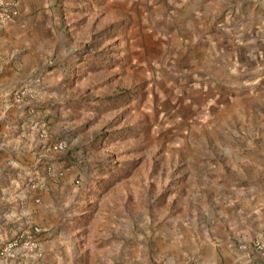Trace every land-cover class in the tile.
<instances>
[{
	"label": "rangeland",
	"instance_id": "374dc122",
	"mask_svg": "<svg viewBox=\"0 0 264 264\" xmlns=\"http://www.w3.org/2000/svg\"><path fill=\"white\" fill-rule=\"evenodd\" d=\"M52 2L49 26L71 49L64 99L37 100L44 68L60 64L51 59L15 84L30 89L22 103L12 87L0 104L11 118L0 147L22 146L34 131L44 151L12 171L75 167L64 227L86 251L80 264H169L177 225H214L233 203L264 198V0H158L148 26L127 1ZM7 184L0 245L32 225L21 221L20 187L42 185ZM29 259L0 264H39Z\"/></svg>",
	"mask_w": 264,
	"mask_h": 264
},
{
	"label": "crops",
	"instance_id": "0c3cea01",
	"mask_svg": "<svg viewBox=\"0 0 264 264\" xmlns=\"http://www.w3.org/2000/svg\"><path fill=\"white\" fill-rule=\"evenodd\" d=\"M120 1L122 4L127 1L129 7H135L147 26L150 23L148 14L154 4L158 3V0H130V3L129 0ZM52 3V0H19L18 14L3 28L0 34V104L7 100V92L18 81L24 80L51 59H60L62 65L44 68L37 81V88L40 89L36 94L39 96L37 100L47 106L60 98L64 99L65 93L63 90L58 91V85L63 79L62 73L67 70L65 63L71 55V49L67 50L62 35H54L49 26ZM143 35H146L144 30ZM16 112L15 108H10L7 114L14 115ZM10 120V116L4 118V113L0 117L2 132L9 129L5 126L9 125ZM21 127L24 128V125ZM28 136V143L22 146L8 143L0 147V162L9 171L0 178L9 185L15 182L23 185L33 177L42 183L32 189L20 187L18 194L23 209L21 221L41 228L38 235L40 256L33 257V260L39 264H80L86 251L79 249L81 243L64 227V217L69 215L68 203L72 193L77 190L73 182L75 167L64 170L61 175L45 173L43 169L34 174L12 171L16 165L19 170L24 169L28 163L26 159L32 158L33 150L40 153L44 151L43 141H34V131ZM50 161L47 166L54 171L56 162L52 159ZM6 184L0 186V212L5 206L1 200L9 193ZM220 219L214 225L203 221L186 222V227L182 228L177 225L178 228L168 237L169 247L166 246V251L172 255L169 264H181L180 261L187 255L193 257L195 264H239L243 257V251L238 248L240 243H249L253 238L264 235V198L254 195L248 206H240L237 201L233 203L232 210L222 211ZM253 258L255 264H264V255L254 253ZM29 260L27 258L22 261Z\"/></svg>",
	"mask_w": 264,
	"mask_h": 264
},
{
	"label": "built area",
	"instance_id": "2783aa9c",
	"mask_svg": "<svg viewBox=\"0 0 264 264\" xmlns=\"http://www.w3.org/2000/svg\"><path fill=\"white\" fill-rule=\"evenodd\" d=\"M19 11V0H0V34L8 21L12 20ZM30 89L25 85L14 87L9 91V98L14 103H22ZM66 147L64 140L56 141L53 149L62 151ZM41 228L32 224L27 231L8 237L0 245V258L6 261L16 259H27L39 257V233ZM243 251V257L239 264H255L252 260L254 253L264 255V236L260 235L253 238L249 243L239 245Z\"/></svg>",
	"mask_w": 264,
	"mask_h": 264
}]
</instances>
